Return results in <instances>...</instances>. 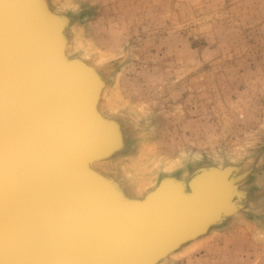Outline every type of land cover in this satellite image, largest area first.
Returning <instances> with one entry per match:
<instances>
[{
    "label": "rangeland",
    "instance_id": "obj_1",
    "mask_svg": "<svg viewBox=\"0 0 264 264\" xmlns=\"http://www.w3.org/2000/svg\"><path fill=\"white\" fill-rule=\"evenodd\" d=\"M49 3L70 17V51L105 57L95 64L104 106L124 135L109 175L148 190L160 176L187 180L217 164L243 174L240 216L169 264H264V0Z\"/></svg>",
    "mask_w": 264,
    "mask_h": 264
},
{
    "label": "water",
    "instance_id": "obj_2",
    "mask_svg": "<svg viewBox=\"0 0 264 264\" xmlns=\"http://www.w3.org/2000/svg\"><path fill=\"white\" fill-rule=\"evenodd\" d=\"M46 1L0 0V264H143L138 241L153 231L137 228L174 205L166 197L172 180L130 199L111 175L90 168L122 151L123 130L96 111L104 77L83 57L64 56L70 17ZM223 168L242 208L244 179L235 165ZM218 171L171 178L194 198ZM231 210L210 220L222 224Z\"/></svg>",
    "mask_w": 264,
    "mask_h": 264
},
{
    "label": "bare ground",
    "instance_id": "obj_3",
    "mask_svg": "<svg viewBox=\"0 0 264 264\" xmlns=\"http://www.w3.org/2000/svg\"><path fill=\"white\" fill-rule=\"evenodd\" d=\"M48 2V3H47ZM64 2V0H63ZM47 4L50 5L49 0L46 1ZM59 4V3H58ZM50 7V6H49ZM62 8L64 7H59L56 8L55 6L53 7V9L55 11H60L63 10ZM60 9V10H59ZM54 12V11H53ZM78 24V23H77ZM80 24V23H79ZM72 28L73 25L69 26V25H65L63 32H65V34H67V31L72 33ZM81 29V28H80ZM81 31V30H80ZM82 32V31H81ZM64 34V33H63ZM73 35V34H72ZM73 38V37H72ZM69 39V37H68ZM76 39V38H75ZM76 41V40H75ZM68 40H66V45L64 47L63 50V54L64 56H80L83 57L85 59L84 56L81 55H77L74 52L70 51V44L68 43ZM70 42V39H69ZM77 42V41H76ZM80 42V41H79ZM88 43V42H87ZM90 44V43H89ZM90 47V46H89ZM91 48V47H90ZM83 50V48H81ZM88 49V48H86ZM88 52V51H87ZM80 53V52H79ZM101 55V54H100ZM104 57V56H103ZM103 57L101 56L100 58ZM108 57V56H107ZM74 58V57H73ZM105 58V57H104ZM88 64H90L91 66H95V64H99L102 62V60L100 59H95V63H93L90 60H87ZM105 61V60H104ZM111 61V60H110ZM116 63V62H115ZM87 64V65H88ZM107 65V64H105ZM113 65V64H112ZM88 65V67L90 69H92V67ZM101 66V65H100ZM108 66V65H107ZM97 67V66H96ZM104 67V66H103ZM117 67V66H116ZM100 68V67H99ZM102 69V68H101ZM97 73V72H96ZM118 73V72H117ZM99 75V74H98ZM118 75V74H117ZM113 76V75H111ZM117 77V76H116ZM110 78V77H109ZM101 79V78H100ZM108 79V78H107ZM117 79V78H116ZM114 80V79H113ZM117 82V81H116ZM115 82V83H116ZM113 83V82H112ZM106 84L103 85L99 90L98 93V97L97 100L95 102V106H96V111L98 112V114L100 115V117H102L104 120H108L110 119L112 115V113L110 111L113 110H108L107 107L105 108L104 104H105V98H104V93H105V88ZM116 89V88H115ZM115 91V90H114ZM118 91V90H117ZM112 93V92H111ZM118 93V92H117ZM120 95V94H117ZM116 95V96H117ZM119 97V96H118ZM120 97H122L120 95ZM123 98V97H122ZM124 100V99H123ZM109 102V101H108ZM126 108V107H125ZM118 111V110H117ZM114 112V111H113ZM121 112V111H120ZM128 115V114H127ZM133 115V114H132ZM131 115V116H132ZM130 116V115H129ZM117 117V116H116ZM130 119V118H128ZM132 119V118H131ZM135 119V116H134ZM130 121V120H129ZM124 122V121H123ZM121 123V122H120ZM135 123V122H134ZM122 124V123H121ZM128 126V125H126ZM130 127V126H129ZM129 129V128H128ZM140 130V129H139ZM130 132V131H129ZM128 132V133H129ZM135 135V133H134ZM133 135V136H134ZM139 135V134H138ZM132 137V136H131ZM135 137V136H134ZM142 140V139H141ZM136 141V140H135ZM134 141V143H135ZM127 142V141H126ZM142 142V141H140ZM133 143V145H135ZM132 144V143H131ZM142 144V143H141ZM132 145V146H133ZM144 145V144H142ZM144 147V146H143ZM127 148V147H126ZM134 148V147H133ZM140 148V147H139ZM134 150V149H133ZM143 151H145V148L142 149ZM141 150V151H142ZM121 152H117V155H112L109 159H105L100 161L98 168L102 169L101 172H98L96 169L97 168V164L93 163L90 165V168H92V170L96 171L97 173H99L100 175H102L103 177H105L108 181L109 178H107L109 174L108 171L114 173V169L112 167H114L115 165H117V162L119 161L118 158L120 157ZM147 153V152H145ZM119 154V155H118ZM129 154V153H128ZM139 154V153H138ZM126 155V154H125ZM130 155V154H129ZM142 155V154H141ZM140 155V156H141ZM146 154H143V156ZM113 156H117L116 158ZM119 156V157H118ZM122 156V155H121ZM123 157V156H122ZM142 157V156H141ZM145 157V156H144ZM128 157L125 158V160L123 162H126L128 165L130 163H128L126 161ZM131 158V157H130ZM129 159V158H128ZM132 159V158H131ZM130 159V160H131ZM141 159V158H139ZM147 159V158H145ZM137 160V159H135ZM144 160V159H143ZM141 161V162H140ZM139 162L142 163V159ZM146 161V160H144ZM133 162V161H132ZM136 162V161H135ZM227 162V161H226ZM234 162V161H233ZM145 163V162H144ZM195 163V162H194ZM192 163V165L194 164ZM131 164H135V163H131ZM143 164V163H142ZM162 164V163H161ZM180 164V163H179ZM127 165V166H128ZM166 165V164H164ZM174 165V164H173ZM172 165V166H173ZM135 166V165H134ZM138 166V165H136ZM154 165H152L153 167ZM156 166V165H155ZM161 166V165H160ZM176 166V165H175ZM189 166V165H187ZM141 167V166H139ZM144 167V166H142ZM149 167V166H146ZM151 167V166H150ZM218 168V172L213 173L210 177H208V179H206L200 186V190L196 193L194 198H188L184 193V190L182 188V186L178 183H182V181H177L171 178V176L168 177L169 181L168 182V191L166 193V197L173 202V206L171 208H166L164 209L162 212H160L162 219H155V220H151L148 222V224H144V225H140L139 228L137 229H151L153 231V234H151V237H149L148 239L145 240H139L138 243L140 245H142L143 247V256H144V262L143 264H169L173 261L174 257H177L180 253L183 254V252H187L190 251L191 249H193V247H195L197 244H200L202 242H200L203 238L205 241L206 237L207 238H211V236L213 234H215V232L217 230H219L220 228L224 227L225 223L219 224V223H215L212 222L213 220H210L212 218V216L221 210L227 209V208H232V210L230 211L229 217H234L240 214L241 212V202L239 201L240 199V195L239 197H235L238 195L239 192H237L236 190V186L232 184V182H228L227 181V172H225L223 166L218 165L216 166ZM116 168V167H115ZM132 168V167H131ZM138 168V167H136ZM155 167L151 168L153 170ZM165 168V167H164ZM123 169V168H122ZM144 169V168H143ZM146 169V168H145ZM150 169V168H149ZM108 170V171H107ZM127 170V169H126ZM135 170V169H134ZM138 170V169H137ZM124 171V170H123ZM141 171V170H140ZM139 171V172H140ZM143 171V170H142ZM141 171L142 174H145ZM147 171V170H145ZM170 171V170H168ZM172 171V170H171ZM170 171V172H171ZM151 172V170L149 171ZM153 172V171H152ZM157 172V171H156ZM155 172V173H156ZM166 172V171H165ZM188 172V171H187ZM253 172V171H252ZM102 173V174H101ZM137 173V171H136ZM155 173L153 174V176H155ZM167 173V172H166ZM197 173V172H196ZM195 173V174H196ZM254 173V172H253ZM107 174V175H106ZM115 174L117 175L118 172L115 171ZM124 174V173H123ZM148 174V173H146ZM152 174V173H150ZM149 174V176H150ZM179 174V173H177ZM194 174V175H195ZM128 175V174H127ZM135 175V174H134ZM133 175V176H134ZM169 175V174H167ZM185 175V174H184ZM193 175V176H194ZM110 176V175H109ZM141 176V175H140ZM146 176V175H144ZM239 176L243 178V174L239 173ZM117 177V176H116ZM124 177V176H123ZM139 177V176H137ZM148 177V176H147ZM146 177V178H147ZM151 177V176H150ZM192 177V176H190ZM189 177V178H190ZM140 178V177H139ZM138 178V179H139ZM143 176H141V180L145 179L143 178ZM152 178V177H151ZM177 178V177H176ZM188 178V179H189ZM150 179V178H149ZM156 179V178H155ZM183 179V178H180ZM187 179V180H188ZM246 179V178H245ZM133 180V179H132ZM131 179L129 180L130 182H127L126 185L123 184L121 185L120 183V188H126L127 192L124 191V193H127V197L126 198H130V199H140L141 196H143L146 192H148L149 190L153 189L154 187L158 186V184L160 183L161 180V176L160 178L156 181H151L154 182L155 184L151 183L152 186L150 189L146 190L147 188H143L142 186L136 184L137 182L132 181ZM137 180V179H136ZM147 180V179H145ZM143 180V181H145ZM153 180V178H152ZM126 181V178H124L123 182ZM138 181V180H137ZM142 181V183H143ZM251 181V180H250ZM249 181V182H250ZM255 181V180H254ZM121 182V181H120ZM148 182H150L148 180ZM148 184V183H146ZM251 184V183H250ZM243 185V184H242ZM242 185L239 186V188L241 189V187H243ZM250 186V185H249ZM247 187V186H246ZM146 191H145V190ZM125 190V189H124ZM145 191V192H143ZM104 195L106 197H110L112 198V194L110 193V191H103ZM247 202V201H246ZM243 206V205H242ZM239 207V208H238ZM246 207H244L245 209ZM137 212H143V214L145 213H149V210H139ZM240 216V215H239ZM228 217V218H229ZM239 218V217H238ZM237 218V219H238ZM167 219V220H165ZM169 219V220H168ZM227 219V218H226ZM236 219V218H235ZM163 220L162 224H159V221ZM229 221V220H228ZM235 221V220H234ZM230 224V223H229ZM232 224V223H231ZM233 225V224H232ZM200 229H202V231H199ZM191 231V236L189 238H186L185 240H181L178 242V239L181 237V235L183 233L189 232ZM210 236V237H209ZM137 239H140L142 237H136ZM199 243H198V242ZM197 243V244H196Z\"/></svg>",
    "mask_w": 264,
    "mask_h": 264
}]
</instances>
